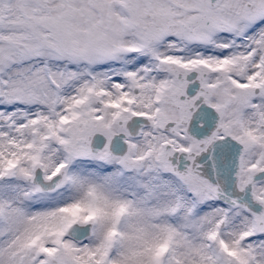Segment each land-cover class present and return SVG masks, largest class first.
Returning <instances> with one entry per match:
<instances>
[{
	"label": "snow or ice",
	"instance_id": "obj_1",
	"mask_svg": "<svg viewBox=\"0 0 264 264\" xmlns=\"http://www.w3.org/2000/svg\"><path fill=\"white\" fill-rule=\"evenodd\" d=\"M0 264H264V0H0Z\"/></svg>",
	"mask_w": 264,
	"mask_h": 264
}]
</instances>
